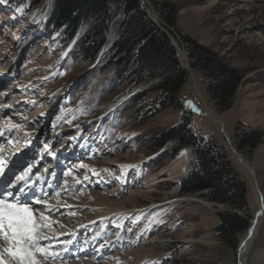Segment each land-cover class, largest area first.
Here are the masks:
<instances>
[{
	"label": "rangeland",
	"instance_id": "1",
	"mask_svg": "<svg viewBox=\"0 0 264 264\" xmlns=\"http://www.w3.org/2000/svg\"><path fill=\"white\" fill-rule=\"evenodd\" d=\"M35 1L27 0L14 10L0 0L2 125L17 126L13 127L12 139L16 138L22 145L36 140L37 154L31 159V165L44 156L47 160L51 157L40 145L50 140L53 152L60 150L63 158H78V161L68 162L62 174L61 190L67 193L69 202L81 208L75 215L63 213L67 230H76L84 223L104 221L96 228L107 229L113 239L117 238L116 222L105 223L107 220L100 218L101 213L93 208L97 195L110 204L126 203L129 199L125 205L128 209H145L139 223L138 217L133 218L122 231L126 236L123 244L126 251H113L107 259L97 262L92 261L91 256L69 263L239 264V243L251 228L259 208L257 186L264 197V0H138L141 9L168 36L178 62L187 73L179 103L189 109L188 119L193 131L220 143L229 154L233 170L245 181L246 206L239 210L208 202L199 194L181 196V181L190 164L180 178L169 177V171L184 150L190 152V149L183 148L180 156L173 159L168 155L169 148L167 151L157 149L149 138L179 124L182 106L152 115L145 125L139 115L147 109L137 112L141 103L134 109L129 107L132 97L157 85L162 78L155 77L132 91L128 84L117 89L109 85L116 67L106 68L104 62H98L117 38L115 24L124 7L120 3L112 6L117 11L116 17L97 63L91 67L81 64L72 48L60 45L57 35L51 34L48 23L55 0L38 4ZM162 6L164 8L159 10ZM191 40L240 75L231 107L216 105L207 89L210 78L192 67L185 48L186 42ZM180 51L184 52L186 62H181ZM155 95L150 94L146 100L150 102ZM99 126L101 131L96 132ZM222 126L232 146L255 169V177L248 175L230 150ZM251 130L257 133L256 147L240 149L237 132L243 134ZM28 131L30 141L23 137ZM7 146L10 151L15 148L12 143ZM81 164L85 167H80ZM148 175L164 181L156 184L152 192L139 194ZM67 184L79 191L77 196L69 194L72 189ZM65 192L61 193L62 197ZM228 213L250 218L249 229L238 234L235 241H225L217 232ZM258 232L248 264H264L253 261L256 251L264 250V220ZM103 235L110 239L105 232ZM126 253L130 260L119 261Z\"/></svg>",
	"mask_w": 264,
	"mask_h": 264
},
{
	"label": "trees",
	"instance_id": "2",
	"mask_svg": "<svg viewBox=\"0 0 264 264\" xmlns=\"http://www.w3.org/2000/svg\"><path fill=\"white\" fill-rule=\"evenodd\" d=\"M26 1L3 0V3L18 10ZM41 1L37 0L35 4ZM119 3L124 9L115 24L118 26L117 38L98 62H104L106 68L116 67L109 85L117 89L128 84L132 91L155 77L162 78L157 85L132 97L129 107L134 109L141 103L137 112L147 109L139 115L145 125L152 115L182 106L179 124L149 138L153 147L165 151L169 148L168 155L173 159L180 156L183 148L190 149L191 163L181 181L180 195L199 194L208 202L226 204L237 210L244 208L248 194L245 181L233 170L229 154L220 143L193 131L188 119L190 111L179 103L187 73L178 62L168 36L141 9L138 0H55L48 28L52 35H57L60 45L72 48L81 64L92 67L106 44V35L117 14L112 6ZM162 8L164 6L159 10ZM185 46L192 67L210 78L207 89L216 105L231 107L240 81L238 72L192 40ZM153 93L156 98L148 102L147 97ZM256 134L252 130L243 134L237 132L238 147L255 148ZM249 221L250 218L235 213L225 214L217 232L225 241H235L238 234L249 229Z\"/></svg>",
	"mask_w": 264,
	"mask_h": 264
},
{
	"label": "bare ground",
	"instance_id": "3",
	"mask_svg": "<svg viewBox=\"0 0 264 264\" xmlns=\"http://www.w3.org/2000/svg\"><path fill=\"white\" fill-rule=\"evenodd\" d=\"M180 60H181V62H186V56H185L183 51H180ZM202 111L204 112V109ZM209 116H211V115L209 114ZM213 119H215V117H213ZM215 121L217 122V119H215ZM5 129H7V127H3L0 124V138L1 139L7 138L8 143L10 141H14V139L11 138V135L9 133L10 129H8V131H5ZM224 134L226 135V137H228L227 133H225V129H224ZM23 137H25L29 141L31 140L30 138H32L31 133L29 131L27 132V136H23ZM20 142H17V141L15 142V150H14V152H11L12 156L8 159L9 162H11V163L14 160H15V162H16V160L19 162H22L23 156H25V154H26L25 152H28V150H25V147L22 148V146H21L22 144ZM9 148H10V146L0 148V155L4 156L3 153L5 151H8ZM49 154H51V152ZM235 155L239 158V161L241 162L243 169L246 170L248 175L255 177L256 176L255 175V169L253 167H251L250 163L248 161H246L243 156H240L239 154H235ZM190 156H191V154H190L189 150L185 149L184 152L182 153L180 159L174 165L173 169H171L169 171V173H170L169 177L171 179L176 180V179L181 177V175L184 173V171L186 170V168L190 164L189 163ZM58 157H59V155H58ZM9 162L7 163L8 168H9V164H10ZM47 166L48 165L46 163L44 166H42L43 172L41 175L35 174L36 177L37 176L39 177V179L37 181H35V179H32L33 177H31V176H30V181H29L30 185L35 187V191H36L37 195L44 196L43 198H45L46 194H48L50 192L48 189H50L51 187L54 186V183H53L51 185V187H48V189H47L48 191L43 192L44 189L42 190V187L44 186V180L47 178L46 175L48 173V170L45 171ZM6 169H5V172L7 171ZM52 180H53V178H52ZM162 181H164V180H158V178H156L155 175L146 176L145 181L142 183L143 187L140 188V190H139V194H144L146 192H148V193L152 192L153 189L155 188L154 186L156 184L161 183ZM256 189L258 192L257 200L259 203V208L257 210L258 212L256 213L254 219L251 222L252 226L250 228V229H254V231L251 233V235L250 234L248 236L246 235L244 237L245 240L242 243L240 242L239 250H238V257H237L239 264H248V258H249V255L251 253L252 247H253L252 245H253L254 240L256 239V237L259 233L258 231L260 230V227L262 226V223L264 220V197L261 194L262 191L259 188V186H257ZM53 192H55V194L53 195V198H51L49 200L42 201V203L39 205V207L38 208L35 207L33 209V211H34L35 216L39 217V215L43 214L49 218V221H51L50 228H42L41 229V232L44 235L48 236L49 240H44V241H41L40 243L41 244L46 243L47 245H49V250L52 251L53 254L63 256L66 253L65 249H67L69 247H74L75 244L77 245V243L81 242V237L79 235L82 234L81 232L77 231V229L76 230H71V229L67 230L68 224L66 223L65 220L62 219L63 213L66 211V212H69L70 215H75V211H77V209H81V208L79 206L74 205L73 202H69L70 201L69 198L67 199L64 196L62 197L60 192H59L60 194L58 196L56 195V193H57L56 190H53ZM95 199H96L95 200L96 203H95V207H93V208H95V210L97 209L101 213L100 218L102 217L104 220H107V221H111V220L113 221L114 220V222H116V226H117L118 231H119L117 233L118 237L116 239H105V237L103 235L104 232L94 231L92 233V235L90 236L91 238H89V239L83 238L82 242L84 245L82 248L78 247V245L76 246V248L78 247L80 249L81 252H79V254L82 255V257H83V255L85 256L86 254H88V255L92 256V258H93L92 261L97 262L99 259L105 258L112 251H115V250H119V251L125 250L126 251L127 248H123V244L126 242L125 241L126 236L123 235L122 231H124V229H126V225L133 218L138 217L137 221L139 223L140 217L144 214L145 209L140 208V207L139 208L134 207L133 209H128V207H126L125 205L127 204V201L129 199L125 201L126 203L123 202V203H118V204H114V203L110 204L109 202H107L101 196H98V195L96 196ZM85 208H90V207L85 205ZM68 216H66V217H68ZM96 223H97L96 221L93 222V226ZM85 224L86 223H84V225L81 227V229H83L87 226ZM88 227H91V226L88 225ZM89 229H91V228H89ZM85 230H87V227ZM186 233H189V232H186ZM69 241H70V243H68ZM154 243H155V241H154ZM145 244H147V243H145ZM132 257H133V259H135L134 255ZM129 258L130 257L126 253V254H123V256L121 257V259H119V261L127 262L128 260H130ZM253 261H254V263L255 262L264 263V250H261L258 252L256 251ZM44 264H60V262L58 263L57 261L52 260L51 257H49L47 260L44 261ZM74 264H91V263L85 262V261L84 262L78 261V262H75Z\"/></svg>",
	"mask_w": 264,
	"mask_h": 264
},
{
	"label": "snow or ice",
	"instance_id": "4",
	"mask_svg": "<svg viewBox=\"0 0 264 264\" xmlns=\"http://www.w3.org/2000/svg\"><path fill=\"white\" fill-rule=\"evenodd\" d=\"M44 148L50 151L47 143ZM51 155L55 156V152H51ZM7 167L6 157L0 155V177H9L3 191H0V264H44L49 257L52 260L59 258L49 250V245L40 243L49 240L41 229L50 228L51 221L43 214L39 217L34 215L32 202L42 203L43 196L37 195L35 187L29 183L30 174H34L32 167L22 165L26 170L21 174L9 169L11 175L5 172ZM80 167L85 165L81 164ZM59 194L56 193L57 196ZM253 231L249 230L250 235Z\"/></svg>",
	"mask_w": 264,
	"mask_h": 264
},
{
	"label": "water",
	"instance_id": "5",
	"mask_svg": "<svg viewBox=\"0 0 264 264\" xmlns=\"http://www.w3.org/2000/svg\"><path fill=\"white\" fill-rule=\"evenodd\" d=\"M143 5H144V3H143V1H142V6H143ZM222 133H224L223 126H222ZM226 140H227V142H228V146L230 147V150H231L232 152H234L235 154H239L238 151L232 146V143H231L229 137H226ZM239 155L242 156L241 154H239ZM249 230H250V229H249ZM249 230H248L247 233H246L247 236L250 234ZM246 235H245V236H246ZM245 236H244V237H245ZM244 237L241 239V241H240L241 243L245 240ZM239 245H240V243H239Z\"/></svg>",
	"mask_w": 264,
	"mask_h": 264
}]
</instances>
